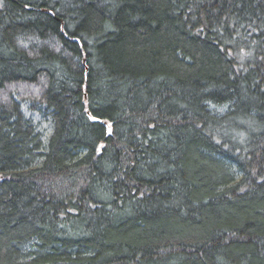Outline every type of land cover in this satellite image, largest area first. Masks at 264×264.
<instances>
[{
  "label": "trees",
  "instance_id": "1",
  "mask_svg": "<svg viewBox=\"0 0 264 264\" xmlns=\"http://www.w3.org/2000/svg\"><path fill=\"white\" fill-rule=\"evenodd\" d=\"M0 264H264V0H0Z\"/></svg>",
  "mask_w": 264,
  "mask_h": 264
},
{
  "label": "rangeland",
  "instance_id": "2",
  "mask_svg": "<svg viewBox=\"0 0 264 264\" xmlns=\"http://www.w3.org/2000/svg\"><path fill=\"white\" fill-rule=\"evenodd\" d=\"M22 104L26 117L33 122V124L41 132L43 138L46 140L52 129V123L48 110L44 107L32 109L29 102H23Z\"/></svg>",
  "mask_w": 264,
  "mask_h": 264
}]
</instances>
